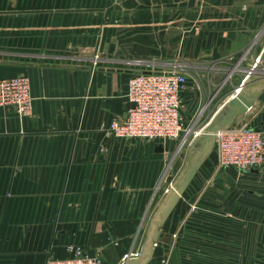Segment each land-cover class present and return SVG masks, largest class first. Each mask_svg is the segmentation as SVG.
Wrapping results in <instances>:
<instances>
[{
	"label": "crops",
	"instance_id": "0c3cea01",
	"mask_svg": "<svg viewBox=\"0 0 264 264\" xmlns=\"http://www.w3.org/2000/svg\"><path fill=\"white\" fill-rule=\"evenodd\" d=\"M263 53L264 0H0V80L28 78L34 100L27 117L0 108V264L67 260L78 248L103 264L139 254L174 164L170 145L109 135L130 108L129 79L188 63L205 89L183 95L191 116L220 101L225 82L217 109L226 104ZM239 120L264 133V92ZM197 209L177 207L151 264L232 243L203 238L213 229L202 212L214 208ZM180 224L188 251L173 254Z\"/></svg>",
	"mask_w": 264,
	"mask_h": 264
},
{
	"label": "built area",
	"instance_id": "2783aa9c",
	"mask_svg": "<svg viewBox=\"0 0 264 264\" xmlns=\"http://www.w3.org/2000/svg\"><path fill=\"white\" fill-rule=\"evenodd\" d=\"M260 61L257 59V63ZM188 63L174 64L172 70L141 72L128 81L130 108L124 117L116 118L108 133L117 140H136L170 145L165 155L173 160L187 156L190 147L223 105L209 113L212 101L203 102L188 116L183 95L194 84L200 95L204 86L192 76ZM254 67L246 70L238 93ZM230 78V77H229ZM222 85L221 90L225 87ZM30 80L26 77L0 80V108L14 107L22 117L33 113ZM211 115V116H210ZM221 168L238 172H264V133L256 130L250 121H235L233 126L219 134L216 144ZM169 166L168 172L171 170ZM167 177V176H166ZM73 251V250H71ZM47 264H103L99 257H90L82 249L67 260H50Z\"/></svg>",
	"mask_w": 264,
	"mask_h": 264
},
{
	"label": "rangeland",
	"instance_id": "374dc122",
	"mask_svg": "<svg viewBox=\"0 0 264 264\" xmlns=\"http://www.w3.org/2000/svg\"><path fill=\"white\" fill-rule=\"evenodd\" d=\"M223 89L228 92L231 89L230 84ZM235 90L229 99L236 94ZM226 91L219 96L220 101H218L219 99L214 100L210 114L218 110L221 100L225 98L223 96ZM186 99L189 100L190 97ZM216 158H218V154L215 149L212 158L203 167L185 194L179 205V211L184 209L187 212L189 207L199 209L201 205L214 208L212 211L215 214L202 212L205 214L203 217L208 218L203 223H210L211 229H213L209 230L210 236L207 235L203 238L216 237L215 239L222 240L230 238L232 243L227 245L201 242L205 245H191L186 247L189 248L188 251L183 248L182 244L187 239V231L181 230L182 224H180L170 239L169 252L174 254L176 251H188L189 253L185 254L191 258L189 264H264V172H238L224 169L215 162ZM184 162V156L180 162L176 159L173 160L174 166L162 185L164 197L181 172ZM203 191L205 192L204 197L208 198L203 197L199 202V198L195 196ZM198 209L195 211H199ZM186 212L184 220L188 215ZM230 215L231 218L227 220V216ZM229 228L232 229L231 232L228 230ZM229 233H233V236H227ZM165 240L164 238L163 242ZM215 254L217 256H214Z\"/></svg>",
	"mask_w": 264,
	"mask_h": 264
},
{
	"label": "water",
	"instance_id": "95a60500",
	"mask_svg": "<svg viewBox=\"0 0 264 264\" xmlns=\"http://www.w3.org/2000/svg\"><path fill=\"white\" fill-rule=\"evenodd\" d=\"M263 92L264 66L251 72L240 91L217 111L190 147L181 172L151 218L140 253L127 257L122 264H151L165 225L215 153L219 134L231 128L240 117L248 115Z\"/></svg>",
	"mask_w": 264,
	"mask_h": 264
},
{
	"label": "bare ground",
	"instance_id": "6f19581e",
	"mask_svg": "<svg viewBox=\"0 0 264 264\" xmlns=\"http://www.w3.org/2000/svg\"><path fill=\"white\" fill-rule=\"evenodd\" d=\"M241 118V117H240Z\"/></svg>",
	"mask_w": 264,
	"mask_h": 264
}]
</instances>
